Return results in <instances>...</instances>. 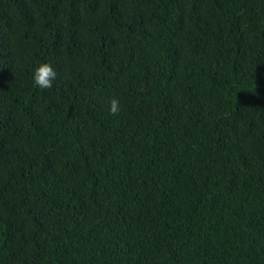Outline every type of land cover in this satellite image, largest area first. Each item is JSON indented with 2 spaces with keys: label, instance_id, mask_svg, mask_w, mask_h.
Returning <instances> with one entry per match:
<instances>
[{
  "label": "trees",
  "instance_id": "obj_1",
  "mask_svg": "<svg viewBox=\"0 0 264 264\" xmlns=\"http://www.w3.org/2000/svg\"><path fill=\"white\" fill-rule=\"evenodd\" d=\"M0 264H264V0H0Z\"/></svg>",
  "mask_w": 264,
  "mask_h": 264
},
{
  "label": "clouds",
  "instance_id": "obj_2",
  "mask_svg": "<svg viewBox=\"0 0 264 264\" xmlns=\"http://www.w3.org/2000/svg\"><path fill=\"white\" fill-rule=\"evenodd\" d=\"M56 71L50 62L38 61L31 69V78L34 85L40 89H49L53 86V81L56 78ZM118 101L111 99L109 101V111L112 113L118 112Z\"/></svg>",
  "mask_w": 264,
  "mask_h": 264
}]
</instances>
